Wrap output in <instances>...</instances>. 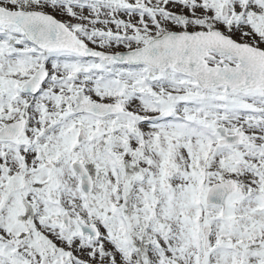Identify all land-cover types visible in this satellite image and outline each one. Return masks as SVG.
<instances>
[{"label":"snow or ice","instance_id":"6c2138e0","mask_svg":"<svg viewBox=\"0 0 264 264\" xmlns=\"http://www.w3.org/2000/svg\"><path fill=\"white\" fill-rule=\"evenodd\" d=\"M0 264H264V0H0Z\"/></svg>","mask_w":264,"mask_h":264}]
</instances>
